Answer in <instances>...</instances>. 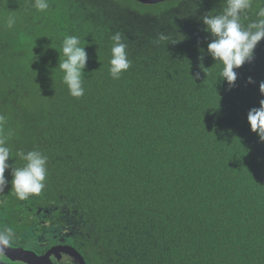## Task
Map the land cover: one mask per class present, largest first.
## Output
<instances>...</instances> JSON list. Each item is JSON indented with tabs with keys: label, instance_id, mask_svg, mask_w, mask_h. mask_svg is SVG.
Returning a JSON list of instances; mask_svg holds the SVG:
<instances>
[{
	"label": "trees",
	"instance_id": "obj_1",
	"mask_svg": "<svg viewBox=\"0 0 264 264\" xmlns=\"http://www.w3.org/2000/svg\"><path fill=\"white\" fill-rule=\"evenodd\" d=\"M48 2L0 0V140L14 168L21 151L47 157L45 187L25 200L5 170L10 244L42 251L43 232L68 222L88 264H264V142L247 120L264 99V38L230 88L201 19L225 0ZM251 5L244 25L264 0ZM116 32L131 61L119 79ZM65 35L88 54L79 98L58 66Z\"/></svg>",
	"mask_w": 264,
	"mask_h": 264
},
{
	"label": "clouds",
	"instance_id": "obj_2",
	"mask_svg": "<svg viewBox=\"0 0 264 264\" xmlns=\"http://www.w3.org/2000/svg\"><path fill=\"white\" fill-rule=\"evenodd\" d=\"M251 6V0H225L222 11L212 13L210 10V14L201 17L205 25L204 30L212 37L207 44V52L222 65L218 78L226 80L230 88L235 86L237 80L238 74L234 69L240 68L245 62L253 59L257 44L264 38V6L257 11L256 20L247 25L241 22L242 15ZM34 7L37 11L44 12L50 5L48 0H34ZM15 23L14 16L6 19V26L9 28ZM110 39L112 47L109 72L114 79H119L121 73L130 68L131 61L128 59L127 44L122 34L116 32ZM159 39L168 40V37L161 34ZM60 54L59 52V57ZM62 54L64 59H59L58 62L60 70L64 73L62 81L67 85L69 94L79 98L84 95L82 77L88 60L85 45L81 46L78 36L65 35L62 40ZM248 82L254 83L251 77L248 78ZM259 91L264 95V81L260 82ZM259 105L248 111L247 120L251 130L264 142V99L259 101ZM10 151L5 141L0 140V191H3L8 183L5 170L11 168L12 189L18 199L25 200L29 195L40 194L45 187L47 157L36 150L27 153L21 151L19 156L26 161V164L23 167L14 168L7 162L11 156ZM14 236L15 233L11 227L0 229V250L3 246L9 245ZM2 259L7 262L4 256Z\"/></svg>",
	"mask_w": 264,
	"mask_h": 264
},
{
	"label": "water",
	"instance_id": "obj_3",
	"mask_svg": "<svg viewBox=\"0 0 264 264\" xmlns=\"http://www.w3.org/2000/svg\"><path fill=\"white\" fill-rule=\"evenodd\" d=\"M140 2L152 4V3H159L164 2L167 0H138ZM61 251L67 253L68 255L75 258L78 264H87L84 256L74 247L71 245H62V246H55L48 250L43 255L37 254L35 251L25 248L24 246H13L7 245L3 246L2 250H0V264H9L8 262L4 261L2 257H6L7 260L13 262H19L23 264H54L52 261V256L54 254H59ZM51 256V258H50Z\"/></svg>",
	"mask_w": 264,
	"mask_h": 264
},
{
	"label": "flooded vegetation",
	"instance_id": "obj_4",
	"mask_svg": "<svg viewBox=\"0 0 264 264\" xmlns=\"http://www.w3.org/2000/svg\"><path fill=\"white\" fill-rule=\"evenodd\" d=\"M66 223H62L61 227L62 229L58 231V233L51 235V230H48L47 232H43L42 236L37 239V242L42 247V251H36L31 248V250L35 251L39 255H43L52 247L55 246H62V245H71L72 247L76 248L85 258L84 250L82 247V251H80L79 247L84 245V241L79 238L78 236H75L73 232L69 231L70 226ZM18 246V245H13ZM26 248V247H25ZM54 256H50L54 264H78L74 257L68 255L67 253L61 251L59 254H54ZM6 260V259H5ZM86 260V258H85ZM9 264H23L19 262H11L7 260ZM87 262V260H86ZM88 264V263H87Z\"/></svg>",
	"mask_w": 264,
	"mask_h": 264
},
{
	"label": "rangeland",
	"instance_id": "obj_5",
	"mask_svg": "<svg viewBox=\"0 0 264 264\" xmlns=\"http://www.w3.org/2000/svg\"><path fill=\"white\" fill-rule=\"evenodd\" d=\"M4 259H6V260H7V258H6V257H4Z\"/></svg>",
	"mask_w": 264,
	"mask_h": 264
}]
</instances>
